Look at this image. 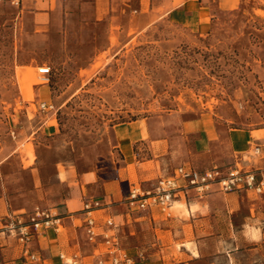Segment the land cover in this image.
<instances>
[{
    "label": "rangeland",
    "instance_id": "rangeland-1",
    "mask_svg": "<svg viewBox=\"0 0 264 264\" xmlns=\"http://www.w3.org/2000/svg\"><path fill=\"white\" fill-rule=\"evenodd\" d=\"M62 1L64 12L52 22L58 1L0 3V188L38 189L36 206L55 215L50 209L67 194L65 167L118 178L117 131L130 123L151 145L138 158L152 161L128 166L139 193L155 184L139 181L137 166H193L186 161L193 132L205 124L199 119L264 127V0H236L200 28L196 20L134 10L94 20L81 1ZM35 13L45 16L41 28ZM42 66L52 70L48 85Z\"/></svg>",
    "mask_w": 264,
    "mask_h": 264
},
{
    "label": "crops",
    "instance_id": "crops-1",
    "mask_svg": "<svg viewBox=\"0 0 264 264\" xmlns=\"http://www.w3.org/2000/svg\"><path fill=\"white\" fill-rule=\"evenodd\" d=\"M40 1L50 7L52 1H58L61 6L49 14L51 22L52 17L62 16V0ZM77 1H81L89 19L114 16L115 9L134 10L144 17L176 16L196 20L200 28L210 24L218 9H229L236 0ZM35 15L36 27L41 28L45 16L43 13ZM86 24L89 26L92 21L88 20ZM202 122L205 124L193 132L189 147L191 155L186 161L193 166H180L200 170L223 167L221 169L227 171L239 166L244 171L264 170V127L230 128L215 122L207 123L205 118L197 121L198 124ZM129 125L117 131V144L122 155L118 178L107 180L100 170L77 174L65 167L60 176L67 194L50 209L57 215L59 228L63 231L59 228L44 230L33 236L26 246L14 231H0V264H66L74 255H78L80 264H96L97 251L104 253L107 246L102 235L95 243L88 240V218L96 220L99 233L117 240L119 253L129 260L124 264H264V192L224 193L214 185L202 196L194 189L180 192L168 213L154 205L146 210L130 206L127 198L134 186L128 166L135 163L142 166L152 159L145 162L138 158V150L142 147L151 150V145H145L142 130ZM139 166L136 168L138 180L151 181L155 185L159 178L174 171L143 170ZM35 195H39L38 189L10 194L2 185L0 224H15L26 218L37 207ZM94 202H99L100 206L85 211V205ZM106 220H111L113 225H106ZM25 248L37 260L26 257Z\"/></svg>",
    "mask_w": 264,
    "mask_h": 264
},
{
    "label": "built area",
    "instance_id": "built-area-1",
    "mask_svg": "<svg viewBox=\"0 0 264 264\" xmlns=\"http://www.w3.org/2000/svg\"><path fill=\"white\" fill-rule=\"evenodd\" d=\"M0 3H7L11 6L19 8L23 5V0H0ZM40 80L43 84L48 85L50 75L52 73L50 66L38 67ZM40 108L43 110H54V106L48 102H41ZM217 186L218 190L224 193L241 190H253L257 194L264 192V170L260 171H244L238 167L230 168L227 171L219 167L212 169L200 170L191 166H179L175 168L169 176L161 177L157 180L155 187L148 191L140 192L141 189L133 188L128 195L127 201L131 207L136 209L146 210L154 205L160 208L161 211L168 213L178 199L179 193L185 190L194 189L199 196L210 191L212 186ZM99 202L87 203L85 211H91L94 207H98ZM29 224L23 225L22 222L10 224H0V231H14L18 229V238L25 246L31 238L40 231L49 229H58V218L50 212L36 208L32 212ZM106 225L112 226L111 220H106ZM28 227H33L34 230L26 231ZM86 234L90 242L95 243L96 239L102 235L104 238L107 251L101 253L97 251L96 264H124L128 263V258L125 254L118 251V242L109 235L98 232V225L94 218H88L86 221ZM25 256L31 261L37 260V257L30 253L28 248H25ZM108 256V257H107ZM61 259H65L64 255H60ZM66 264H80L78 255L72 256Z\"/></svg>",
    "mask_w": 264,
    "mask_h": 264
},
{
    "label": "bare ground",
    "instance_id": "bare-ground-1",
    "mask_svg": "<svg viewBox=\"0 0 264 264\" xmlns=\"http://www.w3.org/2000/svg\"><path fill=\"white\" fill-rule=\"evenodd\" d=\"M103 66H104V65H103ZM28 155H29L31 158L34 157L33 150L31 149V147H30V150H29ZM27 159H28V158H27Z\"/></svg>",
    "mask_w": 264,
    "mask_h": 264
}]
</instances>
